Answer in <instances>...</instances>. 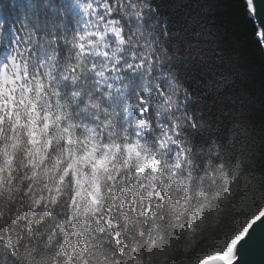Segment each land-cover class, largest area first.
Segmentation results:
<instances>
[{
    "label": "snow or ice",
    "instance_id": "snow-or-ice-1",
    "mask_svg": "<svg viewBox=\"0 0 264 264\" xmlns=\"http://www.w3.org/2000/svg\"><path fill=\"white\" fill-rule=\"evenodd\" d=\"M166 7L0 0V264H245L264 239V122L240 80L197 96Z\"/></svg>",
    "mask_w": 264,
    "mask_h": 264
},
{
    "label": "trees",
    "instance_id": "trees-1",
    "mask_svg": "<svg viewBox=\"0 0 264 264\" xmlns=\"http://www.w3.org/2000/svg\"><path fill=\"white\" fill-rule=\"evenodd\" d=\"M164 3L170 26L180 33L179 43L189 57V67L195 68L191 84L197 96L206 97L204 103L211 105L208 86L221 77L240 80L253 100V121L264 122V49L245 0H164ZM188 44L191 49H187ZM12 182L20 183L16 179ZM260 203L257 196L255 203L247 201L234 214L238 218L250 215Z\"/></svg>",
    "mask_w": 264,
    "mask_h": 264
},
{
    "label": "water",
    "instance_id": "water-1",
    "mask_svg": "<svg viewBox=\"0 0 264 264\" xmlns=\"http://www.w3.org/2000/svg\"><path fill=\"white\" fill-rule=\"evenodd\" d=\"M257 14L251 15L258 31L261 27V22L264 21V0H255ZM259 38V37H258ZM260 40V39H259ZM264 49V42H261ZM245 264H264V239H261L259 232L256 235V240L251 249L243 257Z\"/></svg>",
    "mask_w": 264,
    "mask_h": 264
},
{
    "label": "clouds",
    "instance_id": "clouds-1",
    "mask_svg": "<svg viewBox=\"0 0 264 264\" xmlns=\"http://www.w3.org/2000/svg\"><path fill=\"white\" fill-rule=\"evenodd\" d=\"M33 143L38 145L39 144L38 138H34ZM25 159H27V158L24 157L23 155L17 157V164L20 166L19 172H23L25 167H29L33 164L35 165V168H40V165L44 162L45 156H44V153L40 151L39 147H36L35 150L32 152V159L28 160L27 164H24ZM49 163H51V162H49ZM46 168H48V165H45V169ZM17 174H19V173H17ZM32 175L33 176L36 175L35 169H33ZM13 179H15V177H13ZM41 179H43V176L41 177ZM9 183H11V181H9ZM37 183H39V181H37ZM18 187H19V183L13 185V190H15ZM0 188H4V185L2 183H0ZM4 194L5 195L7 194V189H5Z\"/></svg>",
    "mask_w": 264,
    "mask_h": 264
},
{
    "label": "bare ground",
    "instance_id": "bare-ground-1",
    "mask_svg": "<svg viewBox=\"0 0 264 264\" xmlns=\"http://www.w3.org/2000/svg\"><path fill=\"white\" fill-rule=\"evenodd\" d=\"M254 4L256 5V1L254 0ZM250 15V14H249ZM251 17V16H250Z\"/></svg>",
    "mask_w": 264,
    "mask_h": 264
}]
</instances>
